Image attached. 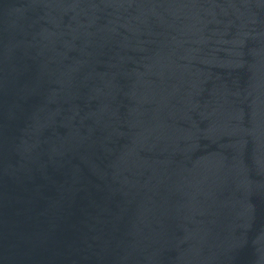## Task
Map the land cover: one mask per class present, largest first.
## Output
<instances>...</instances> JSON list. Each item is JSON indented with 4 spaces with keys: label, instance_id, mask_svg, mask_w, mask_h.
Instances as JSON below:
<instances>
[{
    "label": "water",
    "instance_id": "obj_1",
    "mask_svg": "<svg viewBox=\"0 0 264 264\" xmlns=\"http://www.w3.org/2000/svg\"><path fill=\"white\" fill-rule=\"evenodd\" d=\"M0 264H264V0H0Z\"/></svg>",
    "mask_w": 264,
    "mask_h": 264
}]
</instances>
